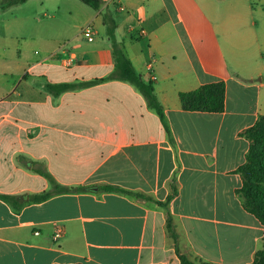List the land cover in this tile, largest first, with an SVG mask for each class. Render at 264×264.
<instances>
[{"label": "crops", "instance_id": "obj_1", "mask_svg": "<svg viewBox=\"0 0 264 264\" xmlns=\"http://www.w3.org/2000/svg\"><path fill=\"white\" fill-rule=\"evenodd\" d=\"M72 4L80 31L70 48L60 50L58 34H43L39 42L56 48L28 63L17 88L12 75H0V264H181V255L253 264L264 226L238 195V170L250 148L243 134L264 116V0ZM21 5L0 0L2 23ZM106 13L136 73L151 81L146 65L154 61L170 134L139 88L102 81L115 69ZM87 27L92 40L82 34ZM218 82L226 84L224 112L183 110L181 93ZM173 185L177 194L160 205ZM60 188L20 212L18 201L2 198ZM58 228L64 235L54 239Z\"/></svg>", "mask_w": 264, "mask_h": 264}, {"label": "trees", "instance_id": "obj_2", "mask_svg": "<svg viewBox=\"0 0 264 264\" xmlns=\"http://www.w3.org/2000/svg\"><path fill=\"white\" fill-rule=\"evenodd\" d=\"M28 0H8L10 6L24 4ZM86 5L98 10L100 7V0H80ZM104 25L106 27V33L113 46V55L115 59V69L110 76L105 80H123L128 81L135 85L143 93L147 99L149 105L153 107L161 121L170 134V127L168 125L167 118L163 111V107L157 100L154 90V83L152 81L145 80L142 76L138 75L134 70L131 62L126 58L123 53L121 43L116 36L117 20L113 14H104ZM74 85L63 84L60 87L68 88ZM180 101L182 108L185 111L192 112H211L222 113L226 107V84L225 82H218L201 86L195 91L180 94ZM245 136L250 141V148L246 155V162L243 164L238 172L243 179V186L238 190V195L243 200L245 209L255 215L264 226V116H261L257 123L246 132ZM50 183L53 187L58 188L56 181L47 175ZM83 191V189H80ZM100 190L107 193H116L126 195L139 200H153L152 198L131 190L124 189L116 185H103L100 186ZM65 190L60 188L57 192H45L41 195L30 197L28 200H24L23 197L6 196L2 198L9 203L18 201V206H14L15 212H20L23 209L24 203L43 202L52 196L60 193H64ZM177 194V188L172 186V193L168 197L165 203L159 202L160 205L167 206L168 203ZM169 230L172 229V221H168ZM181 264H210L204 261H192L186 256H180ZM253 264H264V239L262 249L259 250L254 258Z\"/></svg>", "mask_w": 264, "mask_h": 264}, {"label": "rangeland", "instance_id": "obj_3", "mask_svg": "<svg viewBox=\"0 0 264 264\" xmlns=\"http://www.w3.org/2000/svg\"><path fill=\"white\" fill-rule=\"evenodd\" d=\"M73 1L30 0L21 5L19 12L4 17L7 24L2 23L3 18L0 15V75H12V78L9 77L12 87L17 88L28 63L31 65V62L40 59L46 52L55 50V46L42 45L39 42L43 34H58L61 39L60 50L74 44L73 40L79 36L80 30L74 27L79 25V21L76 10L73 9ZM56 9L61 12L56 19H51L49 16ZM15 16L19 18L18 22L14 21ZM7 38L10 40L7 41Z\"/></svg>", "mask_w": 264, "mask_h": 264}, {"label": "built area", "instance_id": "obj_4", "mask_svg": "<svg viewBox=\"0 0 264 264\" xmlns=\"http://www.w3.org/2000/svg\"><path fill=\"white\" fill-rule=\"evenodd\" d=\"M82 34L87 40H92L93 36H94V31H93L92 27H87L83 31ZM70 65H71V62L66 63V66H70ZM146 71H147V74H148V76L152 82L157 79L156 73H155L154 61H150L146 65ZM63 235H64V231L61 228H58L55 235H54V239H58V238L62 237Z\"/></svg>", "mask_w": 264, "mask_h": 264}]
</instances>
